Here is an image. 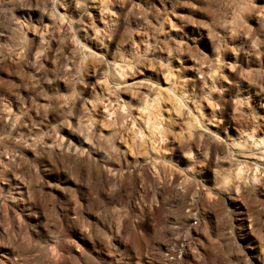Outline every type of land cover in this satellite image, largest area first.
I'll use <instances>...</instances> for the list:
<instances>
[{
  "label": "rangeland",
  "instance_id": "1",
  "mask_svg": "<svg viewBox=\"0 0 264 264\" xmlns=\"http://www.w3.org/2000/svg\"><path fill=\"white\" fill-rule=\"evenodd\" d=\"M43 1L0 7V264H264V0Z\"/></svg>",
  "mask_w": 264,
  "mask_h": 264
},
{
  "label": "bare ground",
  "instance_id": "2",
  "mask_svg": "<svg viewBox=\"0 0 264 264\" xmlns=\"http://www.w3.org/2000/svg\"><path fill=\"white\" fill-rule=\"evenodd\" d=\"M240 1V3H242V4H244V3H247V2H249L250 0H248V1H246L245 2V0H239ZM43 2H45V3H47L48 4V6H49V8L52 10V9H56V8H58L57 7V5H58V2H59V7H60V4H61V7H62V5L64 4V5H70V4H72V3H74V1H72V0H45V1H43ZM78 2V1H77ZM231 3H232V1H231ZM249 4V3H248ZM252 4H253V2H252ZM246 5V4H245ZM262 5V4H261ZM9 7V0H0V7ZM254 6H255V4H254ZM247 7H249V5H247ZM251 7V6H250ZM249 7V8H250ZM3 8H0V9H3ZM4 8V9H5ZM64 8V7H63ZM249 8L247 9L246 8V10H248L249 11ZM253 8V7H252ZM260 8V7H259ZM9 9V8H8ZM45 9H48V8H45ZM240 9V8H239ZM261 9V8H260ZM264 9V8H263ZM262 9V11H260L261 12V17L260 18H264V10ZM235 10V9H234ZM251 10V9H250ZM253 10V9H252ZM5 11V10H4ZM4 11H2V12H4ZM8 11V10H7ZM53 11V10H52ZM1 12V13H2ZM11 12V11H10ZM66 12V11H65ZM64 12V13H65ZM254 12V11H253ZM259 12V11H258ZM5 13V12H4ZM12 13V12H11ZM10 13V14H11ZM240 14V13H239ZM257 14V13H256ZM260 14V13H259ZM259 14H258V16H259ZM9 15V14H8ZM241 15V14H240ZM6 16V15H5ZM11 16V15H10ZM238 16V15H237ZM11 18H12V16H11ZM249 18V17H248ZM259 17H258V21L260 20L261 22H262V20L260 19ZM242 20V19H241ZM244 21V20H243ZM246 24V23H245ZM261 26V25H260ZM241 27V26H240ZM264 28V27H263ZM46 30V29H45ZM241 32V31H240ZM239 32V33H240ZM244 33H246V32H244ZM248 33V32H247ZM246 33V34H247ZM41 34H44V31H42L41 32ZM248 35V34H247ZM250 35V34H249ZM248 35V36H249ZM76 36V35H75ZM41 37V36H40ZM243 41V40H242ZM67 42V41H66ZM254 43V42H253ZM257 43H258V41H257ZM257 45V44H256ZM253 47V46H252ZM256 47V46H255ZM261 49V48H260ZM33 51V50H32ZM262 51V50H261ZM261 53H263V52H261ZM16 54H18L19 55V52H17ZM40 54V53H39ZM220 54V53H219ZM258 55V54H257ZM264 55V54H263ZM262 55V56H263ZM41 56L42 55H38V53H36L35 54V57H33L34 59H32V61L30 62V64H32V67H40L41 66V63L39 62V60H40V58H41ZM42 59V58H41ZM90 63H92V62H90ZM29 64V63H28ZM68 67V66H67ZM37 69H39V68H37ZM133 69V68H132ZM109 70V69H108ZM113 70H114V73H115V75L116 76H118V78H120V79H125L126 77H128L131 73L128 71V70H124V69H117V68H115V67H113ZM132 72V71H131ZM113 73V74H114ZM130 73V74H129ZM110 74H112V71L110 72ZM107 75V74H106ZM264 75V74H263ZM112 76V75H111ZM110 76V77H111ZM132 76V75H131ZM109 77V76H108ZM129 78H130V76H129ZM115 79V78H114ZM131 79V78H130ZM132 80H135V78H133L132 77ZM115 82V81H114ZM123 82V81H122ZM124 82H127V81H124ZM123 82V83H124ZM121 84V83H120ZM119 83H116L115 84V86H116V88L120 85ZM158 93H160V92H158ZM161 94V93H160ZM119 98V97H118ZM158 98H160V96L158 97ZM157 97H156V99H158ZM112 101L113 100H110V102L107 104V105H104V106H106L105 107V109L108 111V112H110V113H112V114H114L115 113V115H116V110H114V109H112V108H110L109 106H110V104L112 103ZM180 101V100H179ZM148 102V101H147ZM182 102V101H181ZM176 104H177V101H176ZM148 105V104H147ZM181 106H182V104H180ZM149 106V105H148ZM160 106V105H159ZM177 106H178V104H177ZM180 106V107H181ZM125 106H124V103H122V104H120V110L121 111H123L124 109H126V108H124ZM176 107V106H175ZM149 107H147V106H145V107H143V109H141V110H147ZM156 109V108H155ZM158 110V109H157ZM156 110V111H157ZM179 110V109H178ZM124 112H125V110H124ZM145 112V111H144ZM147 114H149L148 115V127H152L153 128V130L154 129H156V130H158L159 129V132L161 133V130H160V128H158L159 126H160V122L158 123V124H154L153 126L151 125V123H149L150 122V120H151V118H152V116H153V112L151 113V111H150V113L148 112ZM156 114V115H155ZM161 113H154V115H155V117H156V119H157V116H159ZM122 115V114H121ZM117 116V115H116ZM120 116V115H119ZM124 116V115H123ZM239 117V116H238ZM120 118V117H119ZM124 118V117H123ZM122 118V119H123ZM146 119V120H147ZM155 119V120H156ZM243 119V118H242ZM153 120V119H152ZM159 121V120H158ZM133 122V121H132ZM154 123V122H153ZM241 123V122H240ZM133 124H135V121L133 122ZM149 124H150V126H149ZM192 124V123H191ZM190 124V125H191ZM198 125V124H197ZM206 125V124H205ZM263 125V124H262ZM252 127V126H251ZM257 128V141L255 140V144H257V145H262L261 146V148L262 149H264V130L262 131V129H261V127H260V125H257L256 126ZM20 128V126H18V127H16L15 128V131L16 132H20V130L21 129H19ZM254 130V129H253ZM244 131V130H243ZM143 131L141 130V128H140V130H138V134L139 133H142ZM154 132V131H153ZM162 132H163V129H162ZM143 134V133H142ZM158 134V133H157ZM162 135H163V133H161ZM246 134V133H245ZM254 134H255V131H253L252 133L250 132V135H251V137H254ZM256 137V136H255ZM163 139V138H162ZM246 143V142H245ZM239 144V143H238ZM238 144H234V145H237L238 146ZM240 145V144H239ZM244 146V145H243ZM242 146V147H243ZM259 147V146H258ZM259 152V151H258ZM253 154V153H252ZM259 154V153H258ZM260 156H257L258 158H257V160H258V162H257V170H260L259 168H260V166H261V164H264V161H262V159H263V157H264V151L261 153V154H259ZM256 157V156H255ZM252 158H254V157H252ZM264 160V159H263ZM244 166V165H243ZM243 166H239L236 170V174H237V176H239V175H241V174H244L245 172H246V170L244 169L245 167H243ZM264 172V169H261V172H260V175L262 174ZM247 173V172H246ZM255 174V173H254ZM256 176L255 177H257V181H258V184H260V185H257V192L259 191V192H263L264 193V177L263 178H259V176L257 175V174H255ZM236 176V175H235ZM226 179H227V177H226ZM225 179V180H226ZM260 182V183H259ZM18 188L20 189V190H23V188H24V185H18ZM258 192V193H259ZM258 193H257V195H258ZM257 201H258V197H257ZM195 206V205H194ZM194 208V207H193ZM258 208V207H257ZM264 208H261V210H260V208L259 209H257V231H258V229H259V227L261 226V224L264 222L263 221V219H264ZM192 213H188L187 215H185V218H184V220L183 221H181V223L183 224V225H188V224H190L191 223V219H192ZM261 228V227H260ZM260 230V229H259ZM263 231V230H262ZM259 234V233H258ZM257 234V235H258ZM259 237H260V235H258ZM264 236V235H263ZM148 262V261H147ZM150 263V262H149Z\"/></svg>",
  "mask_w": 264,
  "mask_h": 264
}]
</instances>
